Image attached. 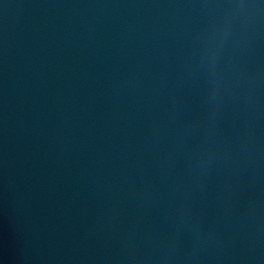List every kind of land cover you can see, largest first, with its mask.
<instances>
[{"label": "water", "instance_id": "95a60500", "mask_svg": "<svg viewBox=\"0 0 264 264\" xmlns=\"http://www.w3.org/2000/svg\"><path fill=\"white\" fill-rule=\"evenodd\" d=\"M0 264H264V0H0Z\"/></svg>", "mask_w": 264, "mask_h": 264}]
</instances>
